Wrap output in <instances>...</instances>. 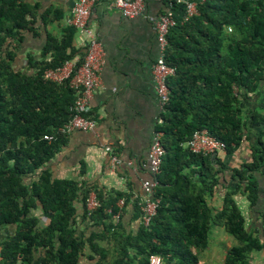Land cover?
Returning <instances> with one entry per match:
<instances>
[{
	"label": "trees",
	"instance_id": "1",
	"mask_svg": "<svg viewBox=\"0 0 264 264\" xmlns=\"http://www.w3.org/2000/svg\"><path fill=\"white\" fill-rule=\"evenodd\" d=\"M42 7L43 0H0V226L17 227L2 241L0 264H82L88 252L106 264H151L153 254L163 264H202L214 225L237 241L226 251L224 264H256L254 254L264 252V240L247 227L236 195L246 196L251 205L257 201L255 173L264 167V131L251 161L230 167L224 156L241 147L250 128L264 124V115L245 110L264 82V0H205L187 20L184 6L175 7L181 10L175 13L180 23L167 34L165 59L176 71L167 79L169 100L155 128L165 149L156 176L159 205L150 225L141 222L136 230H128L123 214L133 204L142 219V199L95 190L101 205L89 214L93 187L56 178L47 166L67 136L48 141L44 135L56 134L70 120L76 90L69 81L49 80L45 72L83 59L88 44L80 52L78 29L67 24L61 35L49 32L43 58L32 59L34 71L16 69L25 32L38 19L48 25L64 16L60 7L41 12ZM87 115L94 117L91 111ZM200 130L225 142V148L192 151L188 142ZM225 170L231 171L233 183ZM220 187L224 193L218 207L214 200ZM81 202L82 218L101 228L88 237L77 231Z\"/></svg>",
	"mask_w": 264,
	"mask_h": 264
},
{
	"label": "crops",
	"instance_id": "2",
	"mask_svg": "<svg viewBox=\"0 0 264 264\" xmlns=\"http://www.w3.org/2000/svg\"><path fill=\"white\" fill-rule=\"evenodd\" d=\"M113 0L98 1L90 17V25L97 31L103 47L105 62L100 73V84L91 101V114L97 120L93 131L75 130L67 136L65 145L47 165L56 178H71L93 187L106 195L115 191L128 192L133 199L143 200L145 192L142 183L152 178L149 150L154 138L155 128L160 118L161 107L156 90L155 64L160 56L157 40V20L170 9L171 0H145L143 13L127 17L111 6ZM75 0H43L45 11L50 6L60 7L64 16L60 20L45 25L38 19L31 30L25 32L21 48L14 62L16 69L34 71L31 62L43 58V49L49 32L61 35ZM181 10L175 12L180 15ZM88 38L77 32L75 46L84 52ZM245 110H256L264 115V82L259 94H254L245 103ZM264 124L252 127L245 133L241 147L230 157L224 159L230 167H241L252 160V148ZM111 145L113 152L106 146ZM223 157L222 153H219ZM112 155H117L120 163L114 165ZM230 170L224 176L230 179ZM259 185L257 201L251 205L241 193L236 199L243 210L249 230L260 234L264 240V167L255 173ZM96 192V191H95ZM224 190L220 187L214 204L222 205ZM124 201V199H121ZM142 202L140 203V205ZM77 231L80 235L90 236L101 231L88 218L83 219L84 203H78ZM123 206V205H122ZM136 209L129 204L123 214L128 230H136L141 224ZM37 213L41 214L40 210ZM43 222L47 221L42 216ZM224 231H217L210 240V247L201 259L202 264H222L224 248H221ZM15 225L0 226V250L2 241L13 234ZM213 229V227H212ZM103 245V241L101 242ZM229 249V248H228ZM223 255L213 259L215 255ZM91 253L88 252V255ZM82 257V264H106L98 255ZM256 264H264V252L254 254ZM224 264V263H223Z\"/></svg>",
	"mask_w": 264,
	"mask_h": 264
},
{
	"label": "built area",
	"instance_id": "3",
	"mask_svg": "<svg viewBox=\"0 0 264 264\" xmlns=\"http://www.w3.org/2000/svg\"><path fill=\"white\" fill-rule=\"evenodd\" d=\"M98 0H75L73 8L67 19V24L74 25L78 33L88 38V49L81 59L80 57L67 60L63 65L47 69L45 77L57 83L69 81L71 87L76 90V100L71 107L72 117L63 126L57 129L56 134H45L44 139L53 141L58 135H70L75 130L93 131L97 128V120L87 115L92 108L91 101L96 88L100 84V73L105 62V55L97 31L90 25V17ZM205 0H171L170 9L156 22L157 40L160 48V56L155 64L156 90L161 109L169 100L170 90L167 84L169 76L175 74V68L166 63L165 55L168 46L167 34L170 28L180 22L175 15V7L182 5L185 8L184 20L197 13L198 3ZM111 6L119 9L127 17L139 16L145 9V0H113ZM183 22V21H182ZM190 149L197 153H212L225 148V142L211 135L207 130L195 132L188 142ZM108 152H113L111 145L106 146ZM165 149L162 144V134L155 132L149 150L150 169L152 178L142 183L145 192L141 209V222L149 226L153 217L157 214L159 200L155 198L158 185L156 176L161 170ZM114 165L120 163L117 155H112ZM121 200L119 205L122 206ZM101 205L97 193L92 191L87 199V211L91 214ZM120 214L116 215V219ZM151 264H163V259L156 254L150 256Z\"/></svg>",
	"mask_w": 264,
	"mask_h": 264
},
{
	"label": "rangeland",
	"instance_id": "4",
	"mask_svg": "<svg viewBox=\"0 0 264 264\" xmlns=\"http://www.w3.org/2000/svg\"><path fill=\"white\" fill-rule=\"evenodd\" d=\"M217 227L218 226H213L212 233H211L212 240L215 238L214 236H216L217 231H224L221 228H218V230H215V228H217ZM223 234H224V236H223V238H221V240L223 242H221V245L220 246H221V248H224V255H225L226 254V251L228 250V248H230L231 246L235 245L237 243V241L228 232H223ZM221 255H223V253L219 254L218 256L215 255V257L213 259H216L217 257H219ZM223 263H224V261H223Z\"/></svg>",
	"mask_w": 264,
	"mask_h": 264
}]
</instances>
